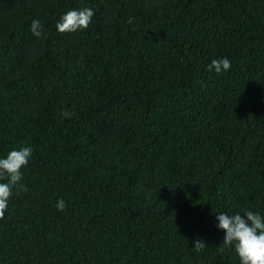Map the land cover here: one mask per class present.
<instances>
[{"label":"trees","instance_id":"16d2710c","mask_svg":"<svg viewBox=\"0 0 264 264\" xmlns=\"http://www.w3.org/2000/svg\"><path fill=\"white\" fill-rule=\"evenodd\" d=\"M24 145L0 264H239L215 217L264 214V0H0V155Z\"/></svg>","mask_w":264,"mask_h":264},{"label":"clouds","instance_id":"9594fccd","mask_svg":"<svg viewBox=\"0 0 264 264\" xmlns=\"http://www.w3.org/2000/svg\"><path fill=\"white\" fill-rule=\"evenodd\" d=\"M93 15L94 11L89 7L71 8L60 15L55 28L61 33L86 29ZM128 22H132L131 17ZM43 27L39 19L33 18L29 30L34 37L40 38ZM230 68L231 61L227 57L213 58L206 65L209 72L215 73L226 72ZM62 115L70 116V113L62 111ZM32 153L33 148L24 145L0 155V218L9 208L13 188L22 180V169L29 164ZM20 187L23 188V185ZM54 207L57 211H64L65 200L58 197ZM215 219L217 229L223 231V244L233 249L239 264H264V214L246 208L242 211L218 212Z\"/></svg>","mask_w":264,"mask_h":264}]
</instances>
